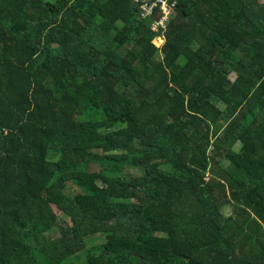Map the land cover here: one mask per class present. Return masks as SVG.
I'll return each mask as SVG.
<instances>
[{
    "label": "trees",
    "instance_id": "16d2710c",
    "mask_svg": "<svg viewBox=\"0 0 264 264\" xmlns=\"http://www.w3.org/2000/svg\"><path fill=\"white\" fill-rule=\"evenodd\" d=\"M152 21L0 0V264H264V2Z\"/></svg>",
    "mask_w": 264,
    "mask_h": 264
},
{
    "label": "built area",
    "instance_id": "2783aa9c",
    "mask_svg": "<svg viewBox=\"0 0 264 264\" xmlns=\"http://www.w3.org/2000/svg\"><path fill=\"white\" fill-rule=\"evenodd\" d=\"M180 1L181 0H130V2L137 7L139 18L141 20H153L151 30L161 33L157 39L163 41V44L157 45L158 47L165 44L166 39L164 33L168 29V25Z\"/></svg>",
    "mask_w": 264,
    "mask_h": 264
},
{
    "label": "rangeland",
    "instance_id": "374dc122",
    "mask_svg": "<svg viewBox=\"0 0 264 264\" xmlns=\"http://www.w3.org/2000/svg\"><path fill=\"white\" fill-rule=\"evenodd\" d=\"M261 2H264V0H261ZM175 13H176V10H175ZM174 16H175V14H174ZM173 16V17H174ZM172 17V18H173ZM172 20V19H171ZM155 43H156V45H161V44H163V41H161L160 39L158 40H156L155 41ZM159 58H160V56H159ZM232 78H234V75L232 76ZM231 78V79H232ZM99 236V235H98ZM97 239L98 240H94L93 242H92V245L94 246V245H96V244H101V243H103V242H105V239H104V237H97ZM78 257V255L77 256H75L73 259H71V261L74 263V264H87V260H86V257L83 255V256H79V258H77Z\"/></svg>",
    "mask_w": 264,
    "mask_h": 264
}]
</instances>
